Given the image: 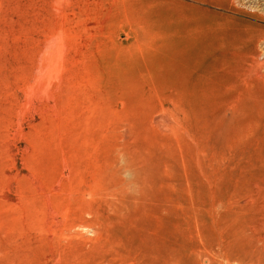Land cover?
Wrapping results in <instances>:
<instances>
[{"label":"rangeland","instance_id":"obj_1","mask_svg":"<svg viewBox=\"0 0 264 264\" xmlns=\"http://www.w3.org/2000/svg\"><path fill=\"white\" fill-rule=\"evenodd\" d=\"M263 196L264 0H0V264H245Z\"/></svg>","mask_w":264,"mask_h":264},{"label":"bare ground","instance_id":"obj_2","mask_svg":"<svg viewBox=\"0 0 264 264\" xmlns=\"http://www.w3.org/2000/svg\"><path fill=\"white\" fill-rule=\"evenodd\" d=\"M226 121H227V119H226ZM261 185H263V184H261ZM261 194H263V193L261 192ZM251 203H254V202L252 201ZM256 204H252V205H256ZM246 205H248V204H246ZM257 205L258 206L257 207L255 206V208H259V212H260L259 215L261 216V221H262L260 226L258 225L257 227L256 226L252 227V224H251L252 222L250 223V216H251V213H252L251 212L252 211L251 207L250 206L243 207V211H244L245 217L247 219V221H245V229H244V236H245L244 237L245 238V244H244L245 245V264H264V196H263V198L260 199V202ZM243 211H242V213H243ZM252 215H256V213L252 214ZM256 221H253V222L255 223ZM256 225H257V223H256Z\"/></svg>","mask_w":264,"mask_h":264}]
</instances>
